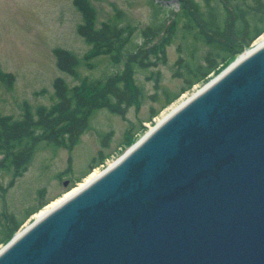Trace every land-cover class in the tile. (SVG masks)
I'll return each instance as SVG.
<instances>
[{"label": "water", "instance_id": "95a60500", "mask_svg": "<svg viewBox=\"0 0 264 264\" xmlns=\"http://www.w3.org/2000/svg\"><path fill=\"white\" fill-rule=\"evenodd\" d=\"M0 264H264V42L17 232Z\"/></svg>", "mask_w": 264, "mask_h": 264}, {"label": "trees", "instance_id": "16d2710c", "mask_svg": "<svg viewBox=\"0 0 264 264\" xmlns=\"http://www.w3.org/2000/svg\"><path fill=\"white\" fill-rule=\"evenodd\" d=\"M150 3L157 13L163 0ZM73 4L82 15L77 31L92 48L82 59L68 49L56 48L58 68L80 78L81 63L100 55L110 57L114 66L121 67L94 80L84 76L74 86H69L65 78L56 77V101L50 106L33 109L25 103L19 118L0 113V178L3 172L11 174L8 187L27 170L41 145L73 148L90 128L97 110L105 108L125 116L129 107L141 105L144 92L136 84V72L149 71L159 62H167V47L178 36L181 39L178 49L183 54L178 57L175 76L183 78L184 85L174 93L164 89L163 108L207 80L264 33V0H175L172 7L165 8V19L139 30L116 19L102 21L98 26L93 0H73ZM151 72L159 84L160 71ZM0 80L7 85L14 81V75L3 71L1 64ZM153 98L158 100V93ZM159 112L153 109L152 116ZM112 134V131L100 134L103 146H109ZM133 135L131 130L127 137ZM128 138L125 144H129ZM107 157L100 152V157L92 160L91 169L104 163ZM7 186L3 187L0 180V192L7 190ZM46 204L43 201L35 209H29L21 221L6 217L0 244L9 241L25 220Z\"/></svg>", "mask_w": 264, "mask_h": 264}, {"label": "rangeland", "instance_id": "374dc122", "mask_svg": "<svg viewBox=\"0 0 264 264\" xmlns=\"http://www.w3.org/2000/svg\"><path fill=\"white\" fill-rule=\"evenodd\" d=\"M174 2L175 0H163V5H160L157 13L150 0H93V5L97 10L98 26L102 21L116 19L122 25L131 24L139 30L165 19V8L169 9ZM81 22L82 15L75 8L73 0H0V64L3 71L14 75L12 85L0 80L1 114L19 118L25 103L33 109L39 105L50 106L56 101L53 86L56 77H63L69 86H74L80 83L84 76L94 80L121 67L114 66L110 57L100 55L81 63L80 78L58 68L54 53L56 48L68 49L81 59L90 50L91 46L77 31ZM262 36L264 33L258 40ZM179 43L181 39L178 36L167 47V62H159L151 69L160 71L159 84L152 78L151 70L136 72V84L144 92L141 105L129 107L125 116L105 108L97 110L91 118L90 128L71 149L41 145L27 170L16 177L10 187L7 185L12 178L11 174H1V184L8 188L0 192V239L4 236L6 217L21 221L29 209H35L43 201L48 204L84 182L95 169L106 168L107 164L118 159L153 127L157 119L161 118L165 111H169L173 104L200 89L237 57L163 108L166 100L164 89L174 93L184 85L183 78L175 76L178 57L183 54L178 49ZM157 93L158 100H155L153 96ZM153 109L160 112L152 116ZM131 130L134 135L128 138ZM111 131L113 134L110 144L105 147L100 134ZM127 138L129 144H125ZM100 152L107 155V159L91 169L92 160L99 158ZM64 171L68 172L62 175ZM65 181H68L67 185L64 184ZM33 221L34 217L30 216L21 228ZM3 245L4 242L0 244V248Z\"/></svg>", "mask_w": 264, "mask_h": 264}, {"label": "bare ground", "instance_id": "6f19581e", "mask_svg": "<svg viewBox=\"0 0 264 264\" xmlns=\"http://www.w3.org/2000/svg\"><path fill=\"white\" fill-rule=\"evenodd\" d=\"M262 42H264V36H262L260 38V40L257 41V44H261ZM235 61V60H234ZM232 63V62H231ZM216 76V75H215ZM214 76V77H215ZM213 77V78H214ZM202 88V87H201ZM200 88V89H201ZM199 90V89H198ZM198 90H196L195 92H197ZM195 92H193L190 95L184 96L182 97V99H180L179 101H177L175 104H173L170 108L169 111H165V113L162 114V117L157 119V122L162 121V119H164L169 113H171L174 109H176L179 105H181L186 99H188L191 95H193ZM102 170L100 169H95V171H93L91 174H89L87 176V178L84 180V182H81L77 187H74L73 189H71L70 191L66 192L65 194H63L62 196L53 199L51 202H49L46 206H44L43 209H41L39 212H37L35 214V218H39L41 216H43L45 213H47L49 210H51L52 208H54L55 206L59 205L63 200H65L67 197H69L70 195H73L74 193H76L81 187H83L86 183H88L89 181H91L92 179H94L95 177H97Z\"/></svg>", "mask_w": 264, "mask_h": 264}]
</instances>
